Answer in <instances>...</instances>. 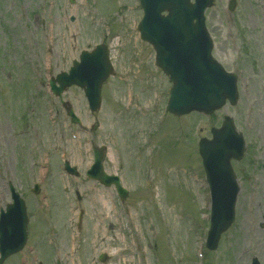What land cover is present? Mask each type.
<instances>
[{"label":"rangeland","instance_id":"obj_1","mask_svg":"<svg viewBox=\"0 0 264 264\" xmlns=\"http://www.w3.org/2000/svg\"><path fill=\"white\" fill-rule=\"evenodd\" d=\"M230 1L214 0L206 22L213 57L238 76L239 103L177 118L166 112L172 84L141 40L137 0H0V212L12 186L29 217L26 247L4 264H100V254L104 264H264V0H236L233 12ZM99 44L114 74L96 113L80 88L64 93L75 126L48 81ZM225 117L247 150L232 162L236 222L210 252L199 142ZM95 146L107 149L105 170L121 178L125 201L87 178Z\"/></svg>","mask_w":264,"mask_h":264},{"label":"water","instance_id":"obj_2","mask_svg":"<svg viewBox=\"0 0 264 264\" xmlns=\"http://www.w3.org/2000/svg\"><path fill=\"white\" fill-rule=\"evenodd\" d=\"M139 1L144 11L139 25L141 38L154 47L157 66L173 84L167 110L178 117L193 112L211 115L224 107L227 100L235 105L238 100L237 79L213 59V43L205 24V11L213 5V0ZM79 60L73 63L69 73H62L52 81L51 89L60 98L72 86L83 89L90 111L96 112L101 107L102 86L113 74L109 50L104 45L98 46L92 53L83 52ZM67 112L74 123H79L73 109L67 107ZM233 124V120L227 117L220 130H212L213 140L203 139L199 145L213 202L209 250H217L221 235L235 221L239 185L231 160L243 159L245 142ZM104 151V148H95V164L89 177L107 187L114 185L124 200L127 191L121 186L120 179L104 172ZM66 168L73 174L76 172L69 168V164ZM36 192L39 193V188ZM12 194L14 204L8 206L0 227V264L22 251L27 242L26 206L13 189Z\"/></svg>","mask_w":264,"mask_h":264},{"label":"bare ground","instance_id":"obj_3","mask_svg":"<svg viewBox=\"0 0 264 264\" xmlns=\"http://www.w3.org/2000/svg\"><path fill=\"white\" fill-rule=\"evenodd\" d=\"M248 212H252L251 211V208L249 209V211ZM123 251H121V252H118V253H116V254H114L115 256H117L118 254H121Z\"/></svg>","mask_w":264,"mask_h":264}]
</instances>
